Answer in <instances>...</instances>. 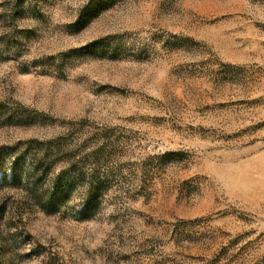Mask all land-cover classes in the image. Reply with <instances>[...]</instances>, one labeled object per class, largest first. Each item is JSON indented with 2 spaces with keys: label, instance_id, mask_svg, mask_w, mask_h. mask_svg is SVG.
Wrapping results in <instances>:
<instances>
[{
  "label": "rangeland",
  "instance_id": "rangeland-1",
  "mask_svg": "<svg viewBox=\"0 0 264 264\" xmlns=\"http://www.w3.org/2000/svg\"><path fill=\"white\" fill-rule=\"evenodd\" d=\"M0 264H264V0H0Z\"/></svg>",
  "mask_w": 264,
  "mask_h": 264
}]
</instances>
